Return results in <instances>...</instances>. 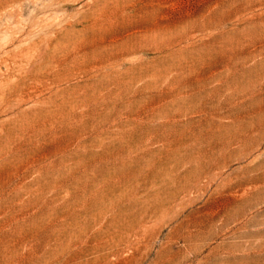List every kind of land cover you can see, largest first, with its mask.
Listing matches in <instances>:
<instances>
[{
	"label": "rangeland",
	"instance_id": "rangeland-1",
	"mask_svg": "<svg viewBox=\"0 0 264 264\" xmlns=\"http://www.w3.org/2000/svg\"><path fill=\"white\" fill-rule=\"evenodd\" d=\"M0 264H264V0H0Z\"/></svg>",
	"mask_w": 264,
	"mask_h": 264
}]
</instances>
